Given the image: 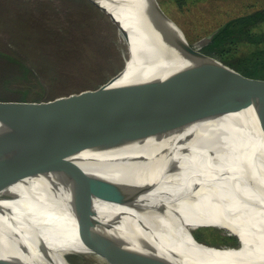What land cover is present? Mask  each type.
<instances>
[{"label":"water","instance_id":"95a60500","mask_svg":"<svg viewBox=\"0 0 264 264\" xmlns=\"http://www.w3.org/2000/svg\"><path fill=\"white\" fill-rule=\"evenodd\" d=\"M88 1L108 16L119 35L128 37L124 25L106 12L100 0ZM150 1L146 14L148 28L156 33L155 38L168 39L160 40L158 47L139 57L142 63L137 71L139 78L117 82L125 73L128 62L125 60L124 68L95 91L53 102L0 103V239L13 226L29 218L25 211H16L7 205L21 198V193L13 191L12 187L23 185V192L29 194V184L36 182L51 201L65 199L67 195L73 198L71 209L92 251L103 249L111 253L122 249L146 259L143 264H174L154 255L148 260L144 249H133L118 234L108 231L121 229L101 219L93 207L94 200L131 205L134 195L125 186L106 192V187L114 184L112 174L86 171L77 165L75 156L85 151L142 144L149 138L158 140L157 150L166 145H179L167 135L190 124L194 115L204 110L216 116L236 114L229 118L232 131L250 156L264 167V80L250 78L203 51L226 23L197 44H191L159 1ZM137 160L114 173H126ZM146 190L148 188H143L142 193ZM141 226L147 228L143 223ZM175 227L191 242L207 249L232 251L242 249L244 244L251 246L227 228L221 229L237 237L241 248H214L199 241L194 232L183 225ZM132 230L139 231L138 228ZM39 248L48 254L52 252L45 244ZM1 261L0 264H23L11 257Z\"/></svg>","mask_w":264,"mask_h":264},{"label":"bare ground","instance_id":"6f19581e","mask_svg":"<svg viewBox=\"0 0 264 264\" xmlns=\"http://www.w3.org/2000/svg\"><path fill=\"white\" fill-rule=\"evenodd\" d=\"M99 3L128 31V37L123 38L129 71L118 82L139 78V57L155 49L160 40L168 39L155 38L156 33L148 28L146 14L151 1ZM233 116L237 115L216 116L208 110L194 115L190 124L167 135L179 145L157 150L158 140L149 138L142 144L85 151L75 156L77 165L86 171L112 174L115 181L106 187V192L125 186L134 195L131 205L94 200L93 207L101 219L121 229L108 231L118 234L133 249H144L148 260L154 255L174 264H264V167L250 156L232 131L229 118ZM136 159L144 161L137 160L124 174L114 173ZM29 187V194L23 192V185L12 187L21 193V198L7 205L25 211L29 218L0 239L1 263V259L11 257L23 264H76L75 255L97 264L147 261L122 249L111 248V253L110 248L109 252L92 251L71 209L73 198L67 195L51 201L38 183ZM143 188L148 190L142 193ZM196 224L229 226L251 246L239 253L210 254L175 227L183 225L191 230V225ZM41 244L52 252H42Z\"/></svg>","mask_w":264,"mask_h":264},{"label":"rangeland","instance_id":"374dc122","mask_svg":"<svg viewBox=\"0 0 264 264\" xmlns=\"http://www.w3.org/2000/svg\"><path fill=\"white\" fill-rule=\"evenodd\" d=\"M158 1L187 30L191 37L180 26L191 44L233 17L264 6V0H198L183 8L173 0ZM127 55L115 25L88 0H0V103L53 102L95 91L124 68ZM126 71L127 64L117 82ZM222 227L235 232L219 224L191 225V230L214 248H241ZM205 249L220 252L216 255L227 252ZM73 259L76 264H97L77 255Z\"/></svg>","mask_w":264,"mask_h":264},{"label":"trees","instance_id":"16d2710c","mask_svg":"<svg viewBox=\"0 0 264 264\" xmlns=\"http://www.w3.org/2000/svg\"><path fill=\"white\" fill-rule=\"evenodd\" d=\"M173 1L178 7L183 8L198 0ZM253 4L255 7L257 3ZM180 26L190 36L187 30ZM203 51L250 78L264 80V6H256L255 10L235 16L226 22L223 30L203 48ZM241 52H245L244 56L238 57ZM195 237L200 241L199 236L195 235ZM232 238L237 239L235 236ZM235 252L239 253V251Z\"/></svg>","mask_w":264,"mask_h":264}]
</instances>
